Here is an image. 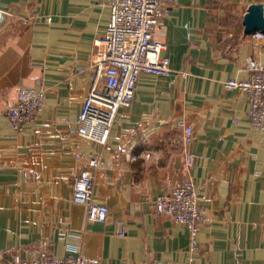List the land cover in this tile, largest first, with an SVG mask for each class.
Instances as JSON below:
<instances>
[{
  "label": "crops",
  "instance_id": "crops-1",
  "mask_svg": "<svg viewBox=\"0 0 264 264\" xmlns=\"http://www.w3.org/2000/svg\"><path fill=\"white\" fill-rule=\"evenodd\" d=\"M254 4L264 0L169 5L155 38L173 73H143L100 145L78 135L77 120L110 23L108 0H0V264L38 250L88 264H264V132L251 128L246 94L225 87L250 78V59L264 64V40L245 33ZM22 87L43 88L46 103L16 132L7 113ZM180 120L194 129L189 171L175 143ZM77 153L99 158L94 201L104 221H89L72 200ZM168 177L191 178L198 190L205 221L195 249L184 224L156 211Z\"/></svg>",
  "mask_w": 264,
  "mask_h": 264
},
{
  "label": "built area",
  "instance_id": "built-area-1",
  "mask_svg": "<svg viewBox=\"0 0 264 264\" xmlns=\"http://www.w3.org/2000/svg\"><path fill=\"white\" fill-rule=\"evenodd\" d=\"M175 0H108L111 19L104 39L97 41L98 50L92 62L93 79L90 93L78 117V135L91 142L105 145L112 128L120 121L119 112L131 105L137 83L143 73L154 76H170L173 69L165 55V45L155 38L156 28L169 5ZM264 40V34L253 35ZM251 76L247 81L229 80L225 87L245 93L249 109L246 114L251 128L264 132V64L257 59L247 62ZM46 103L43 88L22 87L15 102L8 109L12 128L19 132L38 119ZM180 134L176 144L184 147L183 166L186 171L193 167V156L187 147L194 139V129L184 120L179 121ZM119 151H117L118 153ZM149 157L148 152L133 156L132 160ZM81 168L73 181L72 200L88 210L89 221H104L105 207L94 201L95 171L98 156L89 158L77 153ZM156 211L177 223L184 224L191 237L192 248L198 247L200 225L205 213L200 207L198 190L191 178L173 180L167 178L164 192L155 200ZM121 237L124 232L119 233ZM62 237H67L63 232ZM79 251V248H77ZM14 264H88L80 255L58 258L46 251H32L28 259L16 257ZM141 264H165L161 261ZM178 264H194L192 258Z\"/></svg>",
  "mask_w": 264,
  "mask_h": 264
},
{
  "label": "water",
  "instance_id": "water-1",
  "mask_svg": "<svg viewBox=\"0 0 264 264\" xmlns=\"http://www.w3.org/2000/svg\"><path fill=\"white\" fill-rule=\"evenodd\" d=\"M7 14L0 10V27L5 23ZM245 33L254 35L257 32L264 34V4L251 5L244 18Z\"/></svg>",
  "mask_w": 264,
  "mask_h": 264
}]
</instances>
